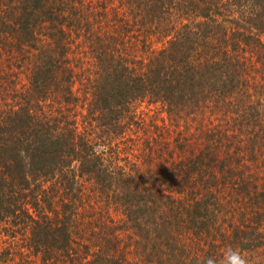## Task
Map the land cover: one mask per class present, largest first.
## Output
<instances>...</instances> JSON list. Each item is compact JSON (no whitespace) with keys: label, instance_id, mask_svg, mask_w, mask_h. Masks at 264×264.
<instances>
[{"label":"trees","instance_id":"16d2710c","mask_svg":"<svg viewBox=\"0 0 264 264\" xmlns=\"http://www.w3.org/2000/svg\"><path fill=\"white\" fill-rule=\"evenodd\" d=\"M264 255V0H0V264Z\"/></svg>","mask_w":264,"mask_h":264},{"label":"clouds","instance_id":"9594fccd","mask_svg":"<svg viewBox=\"0 0 264 264\" xmlns=\"http://www.w3.org/2000/svg\"><path fill=\"white\" fill-rule=\"evenodd\" d=\"M204 264H251L250 260L242 255L239 249L227 248L224 251L223 258L217 261L214 257L206 259Z\"/></svg>","mask_w":264,"mask_h":264},{"label":"rangeland","instance_id":"374dc122","mask_svg":"<svg viewBox=\"0 0 264 264\" xmlns=\"http://www.w3.org/2000/svg\"><path fill=\"white\" fill-rule=\"evenodd\" d=\"M242 255L246 256L250 260L251 264H264V255H262L260 252H256L255 254L246 252Z\"/></svg>","mask_w":264,"mask_h":264}]
</instances>
